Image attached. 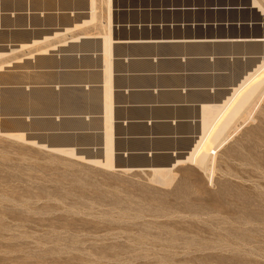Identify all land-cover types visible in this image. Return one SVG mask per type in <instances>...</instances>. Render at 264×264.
Segmentation results:
<instances>
[{
	"label": "rangeland",
	"instance_id": "374dc122",
	"mask_svg": "<svg viewBox=\"0 0 264 264\" xmlns=\"http://www.w3.org/2000/svg\"><path fill=\"white\" fill-rule=\"evenodd\" d=\"M203 1L229 8L215 19L246 24L230 34L264 37V0ZM93 4L105 21L106 0ZM214 50L241 58L217 61L214 83L243 87L201 148L206 166L183 157L161 172L109 168L6 133L13 122L0 115V264H264V82L216 148L210 139L264 79V41ZM1 100L0 114L26 104L12 92Z\"/></svg>",
	"mask_w": 264,
	"mask_h": 264
},
{
	"label": "crops",
	"instance_id": "0c3cea01",
	"mask_svg": "<svg viewBox=\"0 0 264 264\" xmlns=\"http://www.w3.org/2000/svg\"><path fill=\"white\" fill-rule=\"evenodd\" d=\"M121 1L106 0L99 21L93 0H0V102L26 103L0 114L13 122L4 132L89 160L108 151L112 168L190 155L239 87L214 83L217 61H241L214 48L244 45L229 31L246 24L205 1Z\"/></svg>",
	"mask_w": 264,
	"mask_h": 264
},
{
	"label": "bare ground",
	"instance_id": "6f19581e",
	"mask_svg": "<svg viewBox=\"0 0 264 264\" xmlns=\"http://www.w3.org/2000/svg\"><path fill=\"white\" fill-rule=\"evenodd\" d=\"M107 1H109V0H107ZM248 37H253V36H248ZM242 40H245L246 42L247 41H264V38H254V39L253 38H249V39H247V37H246L245 39H242ZM258 66L259 67L257 68V71L260 70V72H261V69L264 70V62L260 63ZM253 76H254V74H253ZM253 76L252 77H248L247 76L248 78L246 79L245 87L249 84L248 82L253 78ZM262 78H264V77H262ZM262 82H264V79H262L261 81L257 82L255 85H253L252 87H250L249 89H247L241 96H239L240 97L239 100L236 103H234L235 105H233V107L230 109V111L228 112V114L226 115V117L222 121V123L220 121L221 124H220L219 128L216 130V132L214 131L215 134L212 135L213 136L212 138H210L211 140H213V142L216 143L215 144V148L221 143V141L223 139V136L222 135L225 132L226 128L231 123V121L246 106V104L249 102L250 98L254 95V93H256L257 91H259V87H260V85H261ZM242 87L243 86H241V84H240L239 87H237L236 89H234V92L229 97V102L226 100L227 103L226 102L224 103V105H223L224 107L221 106L222 108L219 107L218 109H215L213 111V122H214V124L211 125V123H209L210 118H211L210 116L208 117V120L206 119L204 121L203 131L206 130V132H204V135L201 136L202 138L196 143V145L193 148V150L191 151L190 155H188L187 157L184 158V161L188 160V161H191V162H196V164H199L200 166H206V163H207V155L209 153H206V154H205V152L203 153L201 151V148H202L203 144L205 143L206 138H208V135H209L210 131L213 128V125H215V123L219 120V118H221V116L223 115V113L231 106L232 99L236 96V94L238 93V91L240 92L242 90ZM205 123H207V124H205ZM60 151H62V150H60ZM64 152L66 154L72 155V152L71 151H64ZM108 153L109 152L107 151L106 152V157H105V160L104 161H95V160H89V161L92 162V163H95V164H101V165H104L105 167L107 166V167L111 168L112 167V165H111V158H110V156H109ZM181 161H183V160H177L176 163L181 162ZM121 169L126 170V171L127 170H130V169H127V168H121ZM149 169L150 170H153V171L161 172V171L166 170L167 168H149Z\"/></svg>",
	"mask_w": 264,
	"mask_h": 264
},
{
	"label": "water",
	"instance_id": "95a60500",
	"mask_svg": "<svg viewBox=\"0 0 264 264\" xmlns=\"http://www.w3.org/2000/svg\"><path fill=\"white\" fill-rule=\"evenodd\" d=\"M249 38L254 39V38H264V37H247V39H249ZM190 151H191V149H190ZM177 160H178V158H173L172 161L167 165H162V166H158V167L157 166H149V167H151V168H172L176 164ZM127 169L135 170V169H149V168H127Z\"/></svg>",
	"mask_w": 264,
	"mask_h": 264
}]
</instances>
